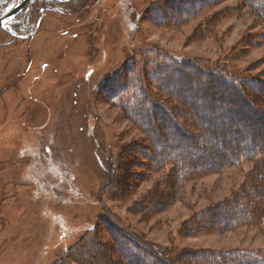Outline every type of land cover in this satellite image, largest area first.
Masks as SVG:
<instances>
[{"label": "rangeland", "instance_id": "rangeland-1", "mask_svg": "<svg viewBox=\"0 0 264 264\" xmlns=\"http://www.w3.org/2000/svg\"><path fill=\"white\" fill-rule=\"evenodd\" d=\"M19 1L0 0V17ZM63 1L31 0L0 27V264H76L70 258L80 247L99 240L117 252L102 213L162 253L237 249L264 257V217L219 232L186 227L194 214L238 192L247 162L185 184L183 201L163 213L138 211L170 168L149 163V171L138 153L124 172L123 148L143 139L122 111L136 95L107 96L131 59L151 68L163 54L264 81L258 14L240 0H221L182 27H158L145 14L170 0ZM256 131L263 136L252 133L253 142L264 140V126ZM99 258L95 264H108Z\"/></svg>", "mask_w": 264, "mask_h": 264}, {"label": "trees", "instance_id": "trees-1", "mask_svg": "<svg viewBox=\"0 0 264 264\" xmlns=\"http://www.w3.org/2000/svg\"><path fill=\"white\" fill-rule=\"evenodd\" d=\"M66 1L69 0L63 2ZM240 1L256 12L264 24V0ZM221 2H159L149 7L145 17L155 26L178 28L202 14L213 3ZM209 30L212 28L206 31ZM158 60L151 63L150 68L146 63L141 64L143 60L131 59L130 66L128 64L121 69L115 78L120 85L109 89L107 94L109 101L130 90L136 95L132 100L122 102V111L126 120L142 133L143 139L123 148L121 159L126 160L122 163L125 165L120 166L124 172L131 173L127 165H133L135 158L131 155L136 157L138 153L145 154L148 163L141 165L149 171L154 169L152 166L170 168L161 184L154 187L153 193L142 196V203L145 204L144 207L141 204L138 211L154 215L163 213L174 203L183 201L185 184L247 162L251 168L238 192L226 202L194 214L186 227L192 226L191 233L219 232L242 224L259 223L264 217V140L253 142L252 133L258 139L263 136L256 130L264 126H260V122L264 121V81L247 73L209 70L208 66L206 68L190 59L174 60L163 54ZM189 93L194 97L187 98ZM204 114L210 119L205 120ZM217 120L225 124L216 130ZM194 152L208 156L209 161L199 159L200 155L193 159ZM98 219L115 233L110 241L116 245L117 252L100 240L95 244L84 243L85 247H80L81 255H77V259L70 258L72 263L95 264L96 259L100 263L101 257L108 264H264V257L255 251L237 249L227 252L186 250L162 253L154 245L121 227L109 214L102 213ZM91 243L93 246L87 249ZM61 264L70 263L65 258Z\"/></svg>", "mask_w": 264, "mask_h": 264}, {"label": "water", "instance_id": "water-1", "mask_svg": "<svg viewBox=\"0 0 264 264\" xmlns=\"http://www.w3.org/2000/svg\"><path fill=\"white\" fill-rule=\"evenodd\" d=\"M30 1L31 0H21V2H18L7 14L0 17V27L4 26L7 21L21 13V11Z\"/></svg>", "mask_w": 264, "mask_h": 264}, {"label": "bare ground", "instance_id": "bare-ground-1", "mask_svg": "<svg viewBox=\"0 0 264 264\" xmlns=\"http://www.w3.org/2000/svg\"><path fill=\"white\" fill-rule=\"evenodd\" d=\"M21 2V1H20Z\"/></svg>", "mask_w": 264, "mask_h": 264}]
</instances>
